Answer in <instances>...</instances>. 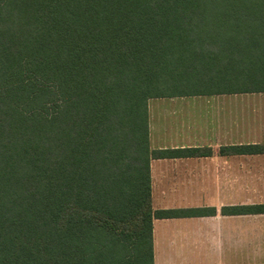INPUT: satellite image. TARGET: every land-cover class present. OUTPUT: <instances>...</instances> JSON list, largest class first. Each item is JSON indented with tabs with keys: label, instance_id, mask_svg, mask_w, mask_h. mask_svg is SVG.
<instances>
[{
	"label": "trees",
	"instance_id": "trees-1",
	"mask_svg": "<svg viewBox=\"0 0 264 264\" xmlns=\"http://www.w3.org/2000/svg\"><path fill=\"white\" fill-rule=\"evenodd\" d=\"M253 92L264 0H0V264H153L148 100Z\"/></svg>",
	"mask_w": 264,
	"mask_h": 264
},
{
	"label": "crops",
	"instance_id": "crops-1",
	"mask_svg": "<svg viewBox=\"0 0 264 264\" xmlns=\"http://www.w3.org/2000/svg\"><path fill=\"white\" fill-rule=\"evenodd\" d=\"M147 119L153 211L213 212L153 218V264H264V214L223 212L264 205V152L242 150L264 146V93L153 98Z\"/></svg>",
	"mask_w": 264,
	"mask_h": 264
}]
</instances>
